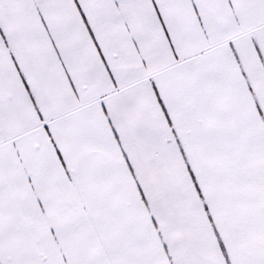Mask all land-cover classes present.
<instances>
[{
    "label": "snow or ice",
    "instance_id": "6c2138e0",
    "mask_svg": "<svg viewBox=\"0 0 264 264\" xmlns=\"http://www.w3.org/2000/svg\"><path fill=\"white\" fill-rule=\"evenodd\" d=\"M0 264H264V0H0Z\"/></svg>",
    "mask_w": 264,
    "mask_h": 264
}]
</instances>
